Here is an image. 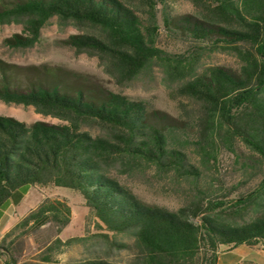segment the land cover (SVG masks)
Segmentation results:
<instances>
[{"label":"trees","instance_id":"trees-1","mask_svg":"<svg viewBox=\"0 0 264 264\" xmlns=\"http://www.w3.org/2000/svg\"><path fill=\"white\" fill-rule=\"evenodd\" d=\"M188 1L196 14H173L167 0H0V24L21 26L5 46L33 48L56 18L79 31L65 43L97 56L117 83L159 67L198 106L192 118L175 117L67 67L0 58V101L57 120L27 123L0 114V209L17 205L31 186L65 187L96 219V232L56 236L28 264H52L63 245L75 242L87 256L73 264H217L222 246L264 245V0ZM160 9L169 32L209 40L213 50L235 54L238 69L202 66L206 46L189 55L162 49ZM237 141L254 153L262 177L249 193L228 198L231 189L209 171ZM145 167L190 183L194 200L177 210L150 204L116 176ZM70 220L65 201L46 197L4 235L0 254L13 255L4 243L17 231L51 224L59 235ZM123 250L131 254L127 262L111 259Z\"/></svg>","mask_w":264,"mask_h":264},{"label":"rangeland","instance_id":"rangeland-1","mask_svg":"<svg viewBox=\"0 0 264 264\" xmlns=\"http://www.w3.org/2000/svg\"><path fill=\"white\" fill-rule=\"evenodd\" d=\"M173 14H196V9L188 0H167ZM161 25L158 45L173 54L189 55L197 45L206 46L201 59L202 66L222 65L238 69V57L227 51L213 50L209 40L199 42L191 36L169 32L163 27L162 9L158 12ZM21 32L16 24H0V58L17 64L50 63L81 72L88 77L103 83L110 89L121 92L132 99L145 100L151 107L163 110L172 116L184 119L192 118L198 106L177 93L176 85L169 83L163 71L155 67L131 81L117 83L105 70L97 56L85 53L78 54L74 48L65 43L70 34L79 31L73 25H62L56 18L42 30L41 43L30 49H12L3 44L6 37ZM0 114L15 117L21 121L32 123L37 120L57 122L35 111L32 106L6 104L0 101ZM187 153L199 164L200 156L190 147ZM254 153L241 141L236 142L234 152L222 149L218 160L209 171L214 180L219 179L226 188L231 189L228 198L247 194L257 187L262 177V165L254 164ZM247 163L248 165H246ZM118 179L127 185L139 198L150 203L177 210L194 200L195 190L186 181L176 179L172 174L161 175L154 168H140L130 175L117 174ZM227 192V191H225ZM61 199L71 207V220L58 235L51 224L42 226L28 234L19 236V231L10 235L4 244L11 247L13 255L0 254V264H28L37 261V255L51 243L56 236L62 240L75 236H87L96 232V219L90 216L82 196L75 190L65 187L48 186L40 188L31 186L28 193L18 203L11 205L0 223V244L8 233L31 209L35 208L44 198ZM87 253L81 243L63 245L61 252L54 256L52 264H73L85 258ZM130 252L123 250L111 256L113 261L127 262ZM15 260V262H14ZM217 264H264V245H240L236 248L221 247Z\"/></svg>","mask_w":264,"mask_h":264},{"label":"crops","instance_id":"crops-1","mask_svg":"<svg viewBox=\"0 0 264 264\" xmlns=\"http://www.w3.org/2000/svg\"><path fill=\"white\" fill-rule=\"evenodd\" d=\"M30 189V188H29ZM29 189H28V191H29ZM28 191L24 194V196L28 193ZM24 196L22 197V199L24 198ZM21 199V200H22ZM20 200V201H21ZM11 205H14V203L13 202H9L7 205H6V207L4 208V209H0V223H1V221H2V218H3V216H4V214L5 213H7V210H8V208L11 206ZM18 205V204H17Z\"/></svg>","mask_w":264,"mask_h":264}]
</instances>
